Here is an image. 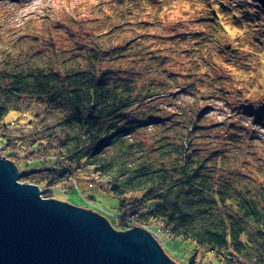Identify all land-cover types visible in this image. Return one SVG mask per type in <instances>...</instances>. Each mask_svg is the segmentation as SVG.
Wrapping results in <instances>:
<instances>
[{"label": "trees", "instance_id": "obj_1", "mask_svg": "<svg viewBox=\"0 0 264 264\" xmlns=\"http://www.w3.org/2000/svg\"><path fill=\"white\" fill-rule=\"evenodd\" d=\"M137 2L0 32L1 151L51 161L19 178L39 175L44 198L89 169L119 198L123 228L190 240L220 264H264V47L234 14L202 15L201 0L193 36L156 35L155 2L151 13ZM221 24L245 30L227 37ZM52 28L82 42H54Z\"/></svg>", "mask_w": 264, "mask_h": 264}, {"label": "rangeland", "instance_id": "obj_2", "mask_svg": "<svg viewBox=\"0 0 264 264\" xmlns=\"http://www.w3.org/2000/svg\"><path fill=\"white\" fill-rule=\"evenodd\" d=\"M116 1L118 2L119 0H0V21H5L3 24L4 27H1L0 32L5 31L8 26L9 28L16 29L17 32L20 33H23V31L28 32V28L31 33L38 32L42 30L48 21L49 23L62 21L64 17H61V13H63L65 17L71 16L76 20L92 19L93 11H95L96 6H99L102 13H109V8H113ZM135 1L136 0H122L121 6L127 8L128 5ZM137 1H139L137 3L140 4L145 3V0ZM147 1L148 5L146 7V12H153V10L149 8V3L152 1L155 2V7H157L155 11L157 17L155 18V24L154 26L148 27L150 32L162 36L178 34L187 37L193 36L201 29V25L198 23L200 21L199 17L201 16V12L194 11V9L190 7L191 0ZM167 1L170 2L167 3ZM201 1L206 2L204 4L207 5V9H205L206 11H204L202 15L210 16L212 7L221 8L220 10L224 12L221 16V22L227 23L230 22V16L234 14L233 16L237 18L239 22L249 26L251 30L249 35L251 38H255L264 47V12L255 0ZM213 14L215 15V10H213ZM212 18H215V16ZM139 19L148 21L147 17L143 18L141 15ZM221 25L227 37L233 36L234 32H239V35H242L245 30L244 25L242 28H236V30H231L228 25ZM21 27L22 29L20 31ZM51 33L54 36V42L58 43L71 42L72 45H76L81 43L83 39L79 37L80 33L77 28L71 31H56L52 28ZM227 37L223 42V47L226 51L231 52V43H233V41ZM227 45H229L228 48ZM238 52L240 51L234 50V53ZM213 114L219 119L224 118V112H222L219 107H216ZM15 116L14 113L10 115V117ZM247 120L248 119L245 118V121ZM256 128L259 132V136L264 137V128L258 126H256ZM3 146L0 140V154L4 157L7 156V159L13 161L22 175H24L25 169H38L42 166L44 161L45 163L51 162L49 160L46 161V158H42L44 161L35 160V156L19 148L3 152L1 151V149L4 148ZM88 170H76L70 180L49 186V198L68 202L81 208H89L91 211L103 216L115 230H126V228H123L119 224V198L103 188L98 178L92 175L91 171ZM26 176L28 178L26 177L22 182L20 181L21 183L37 185L36 180L40 178L39 175L32 173ZM41 196L44 198L42 194ZM149 231L157 232L156 229ZM158 235L164 253L179 264H186L189 259L194 256H196L194 259L195 264H220V262L211 255L203 256L202 249L190 240L170 237L162 232L158 233Z\"/></svg>", "mask_w": 264, "mask_h": 264}, {"label": "water", "instance_id": "obj_3", "mask_svg": "<svg viewBox=\"0 0 264 264\" xmlns=\"http://www.w3.org/2000/svg\"><path fill=\"white\" fill-rule=\"evenodd\" d=\"M21 175L0 154V264H179L147 229L115 230L89 208L43 198Z\"/></svg>", "mask_w": 264, "mask_h": 264}, {"label": "built area", "instance_id": "obj_4", "mask_svg": "<svg viewBox=\"0 0 264 264\" xmlns=\"http://www.w3.org/2000/svg\"><path fill=\"white\" fill-rule=\"evenodd\" d=\"M151 233H152L153 237L161 244V242L159 240V235H158L159 231L158 230H157V232L151 231Z\"/></svg>", "mask_w": 264, "mask_h": 264}, {"label": "bare ground", "instance_id": "obj_5", "mask_svg": "<svg viewBox=\"0 0 264 264\" xmlns=\"http://www.w3.org/2000/svg\"><path fill=\"white\" fill-rule=\"evenodd\" d=\"M111 225V224H110ZM137 227V226H136ZM129 228H131V227H129ZM126 229H128V228H126ZM121 230V229H120ZM149 231V230H148ZM150 233H151V231H149ZM160 233V232H159ZM152 234V233H151ZM161 245V244H160ZM162 246V245H161Z\"/></svg>", "mask_w": 264, "mask_h": 264}]
</instances>
